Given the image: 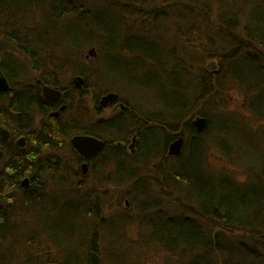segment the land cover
<instances>
[{
    "label": "trees",
    "instance_id": "1",
    "mask_svg": "<svg viewBox=\"0 0 264 264\" xmlns=\"http://www.w3.org/2000/svg\"><path fill=\"white\" fill-rule=\"evenodd\" d=\"M164 5L165 0H0V38L26 57L23 63L8 61L4 52L12 49L6 45L5 50L0 41L1 68L9 82L5 96L0 94V123L3 108L11 106L30 128L39 108L48 106L39 84L28 80L36 71H49L41 79L56 85L58 77L76 71L86 85L100 70L96 74L114 84L120 97L122 90H140L145 98L150 90L152 104L149 112L125 99L127 109L95 123L97 130L73 121L63 132L60 122H48L45 134H39L34 159L28 160L25 153L11 166L15 178L29 177L28 187L8 182L0 162V264L2 258L3 264H20L2 250L10 233L25 236L27 249L35 244L46 263L129 264L132 237L120 225H111L93 189L86 191L78 181L64 191L63 177L70 175L71 166L66 149L73 156L75 152L62 138L75 133L104 140L95 164L114 168L118 185L132 195L128 203L140 229L137 244L145 241L160 248L168 255L167 264H264V157L232 152L240 149L229 143L233 137L227 131L239 124L264 127V0H239L236 10L227 0H215L208 8L199 0L169 3L178 6L179 14L183 11L174 25L181 37L207 38L211 50L200 52V57L194 54L198 45L187 50L173 40L168 44L166 31L157 24L170 19ZM22 29L25 34L19 33ZM88 48L97 51L93 69H87L83 55ZM203 55L216 60L214 70L204 66ZM229 88L241 93L250 120L243 114L230 121L220 116L221 108L218 114L205 111L208 104H223ZM196 115L207 120L201 132L192 121ZM79 118L87 122L83 114ZM133 131L140 143L137 154L118 143L127 142ZM177 136L184 144L171 156L167 145ZM240 140L233 141L238 148ZM213 151L228 162L250 160L245 180L213 169ZM146 166L159 169L154 186L170 191L168 196L142 186L136 170ZM123 248L129 253H121ZM34 260L30 256L29 264Z\"/></svg>",
    "mask_w": 264,
    "mask_h": 264
},
{
    "label": "rangeland",
    "instance_id": "2",
    "mask_svg": "<svg viewBox=\"0 0 264 264\" xmlns=\"http://www.w3.org/2000/svg\"><path fill=\"white\" fill-rule=\"evenodd\" d=\"M199 1L207 5V8L209 6L214 7L215 5V0H199ZM238 1L239 0H227L228 4L229 3L231 5L233 4L232 8H234L235 10L236 8H239ZM141 2H144L145 4H151L152 2H160L161 4L163 0H141ZM174 2L175 0H165L164 8L167 9L168 12L171 11L170 16H169L170 19L167 17L162 21H158L157 24L160 26V28L166 31V36H168V39H169V41L167 40L168 44H171L170 41L173 40V42L179 43L180 49L184 46L187 50H190L189 45L191 44H195L194 46L198 45V47L194 48V54H198L197 57H200L199 56L200 52L204 50H208V51L211 50L210 46L208 45L207 38L206 39H199V38L192 39L191 38L190 40V39L180 36L181 33L175 29L176 27L174 25L176 23L175 22L176 19L179 16H182L183 11L179 14L180 9L177 8L178 6L168 7L169 3H174ZM224 4H226V0H224ZM19 33L25 34L24 29L20 30ZM198 34L199 33L197 31V37L199 36ZM156 36H159V35L156 34ZM175 37L177 38L175 39ZM179 38H184V39H179ZM5 39H6L5 37L0 38V41H3V48L7 50L6 45H9L12 49V50H8L7 52L6 51L4 52L5 59H7L10 62H14V63H23L22 61L25 60L26 57L23 55L21 51L16 50L11 46L10 43L12 42L7 41L9 43L7 44ZM200 43H203V44L199 46ZM83 55L85 57V62L88 64L87 69H93L96 65H91V64H92V61H95L97 59V51L96 50L93 51L92 48H88L83 52ZM203 60H205L204 66L206 67L209 65L210 62L215 63V65L212 68H210L209 71L214 70L216 68V62H215L216 60L214 61L213 59H209L207 55H203ZM96 73H100V70H97V72H94V75H92L91 79L86 83L87 93H86V96L81 98V102L87 108V116H86L87 127H90L93 129L98 128L97 126H95V123L99 118H102L104 120L108 117H112V115H114L113 113L117 111L116 107L115 108H109V107L101 108L98 113L94 109V99L96 96L98 97L96 98L97 103H98L99 100H101L102 95L104 96L107 93L115 92L113 88L114 84H112L108 80H102ZM50 74L51 73H49V71H46V72L36 71L30 74V76H28V80L32 82L37 78L38 79L41 78V76L43 75L45 77V76H49ZM77 78H80L82 80V81L79 80V83H78L79 87L83 86L84 88L85 87L84 81L86 82V79L83 76L79 75L76 71H73V72L71 71V72H68L67 74H64L63 76L58 77V83H59L58 86L59 87L63 86L67 88L69 85H71V82L73 80L77 81L78 80ZM224 88H225V85H224ZM149 92L150 90H147L146 93L148 95L145 94L146 97L142 98L144 93L143 92L141 93L140 90L139 92H136L135 90H129V91L122 90L121 97L123 100L125 99L131 100L133 105L135 106L137 105L150 112V110L152 109V104H151V99H148ZM74 93L76 94L77 92H74ZM224 99L225 100H222L223 104L219 102L218 107H213L212 104H208L207 106H205V111L209 114L211 113L218 114L217 113L218 108H221V109H224V111L223 113H221L220 116L225 115L227 117H230V121H233L232 118L241 116L243 114L246 115L248 120L251 119L250 117L247 116V114L245 113V109L242 107V95L236 88H229V90H227L225 93ZM215 100H216L215 98L212 99V102L214 104H216ZM1 103L2 101L0 102V104ZM2 106H3V103H2ZM197 116L203 117L200 115H196L193 117V120L196 119ZM37 122H40V121L37 120ZM227 131L233 137V140L230 141L229 143H231L234 148L240 149L239 151L236 149H233L231 150L232 152H238L241 154L244 153L246 156L252 154L254 155V157H264V127L263 126H258V127L253 128L250 125L245 126V125L239 124L238 126L229 127ZM237 134H238V137H237ZM131 136L128 138V141L125 142L127 143L126 144L127 148H125L126 151L129 150L128 145L131 143ZM179 137L180 136L174 137L171 141H169V143H173L175 139ZM239 139H241L240 141H238L240 142V145H241L240 148H238L236 143L233 142ZM183 144H184V139H183ZM66 151L70 155V157L67 159V163L71 166L69 168L70 175H68L67 177L66 176L63 177L64 182L67 183V186L64 191L65 192L69 191L71 187H73V184H77L78 181L80 180H81L80 182L84 185V189L86 191H88L89 189H93L91 193L95 194L96 200L100 201L101 203L103 202L102 204L105 206L104 209H105L107 220L111 222V225H113V223L120 225V227L124 229V231H126L127 235L132 237L131 240L133 241V244L130 250L131 255H129V264H167L166 260H169L168 255L167 253L162 251L160 248H155L153 244L148 245L145 243V241H140L137 244L136 238H139L138 236L140 234V229L136 224L137 220L134 215L135 212L133 208L131 207V205H129L128 203L129 201L128 198H130L129 195L130 196L132 195L130 193L125 195L124 191H125L126 186L120 187L118 185L117 180L114 181L116 176H115V172L113 168L112 167L106 168L104 166L96 167V170L94 172L89 173V175L87 176L88 179L83 180V177L78 172V166H77V162L75 161V156H73V154L70 151H68V149H66ZM168 151H169V146L167 145V153ZM171 156H177V155H171ZM209 158H210V163L213 169L223 170V171L228 170L237 177L236 179L240 181L245 180L247 169H249L246 166L252 163L250 162V160H247V158L246 159L243 158V160H239V162L237 161L228 162V159L224 155H221L220 153H217L215 151L211 153ZM136 172H137L138 178L141 179L142 181L141 182L142 186L144 185L151 186L155 190L157 189L154 186V183L156 181H159L160 171L156 166L154 167L146 166L145 168L139 167L136 170ZM165 176L168 177V175H165ZM129 190H131L133 193L132 186L129 188ZM157 190L159 191V194L161 197L164 195L168 196V193L170 192L166 190H159V189ZM165 200L167 201V198ZM129 209H131L132 212H129ZM26 210L27 208L25 207L24 211ZM123 217H125L127 220V223L124 225H122L119 222L120 220L123 221ZM6 236H9L8 237L9 240H7L8 238L3 239V248L2 247L1 248L2 250L5 248V255L9 259L15 257V259H17V262L19 261L18 263L29 264L28 262L29 257L34 256L35 260L32 264H52V263H46L45 261H43L44 256L43 254L41 255L38 252V248H36L35 244L30 247L31 251H30V248L27 249V247L24 245V242H23L25 239V236L22 238V236L16 235V234L12 235V233ZM5 240H7L6 243H4ZM120 252L128 254L129 249L123 248ZM0 255L1 257L3 256V252L1 250H0ZM120 260L124 261L125 258L120 259ZM15 263L16 261L14 260L11 264H15ZM1 264H3V258H2Z\"/></svg>",
    "mask_w": 264,
    "mask_h": 264
},
{
    "label": "flooded vegetation",
    "instance_id": "3",
    "mask_svg": "<svg viewBox=\"0 0 264 264\" xmlns=\"http://www.w3.org/2000/svg\"><path fill=\"white\" fill-rule=\"evenodd\" d=\"M34 81L39 84L42 97L46 101L48 106L39 108L40 114L36 118L34 117L33 123L31 124V127L29 128V126L25 123V121L22 120L20 113L17 111H14L10 106L11 104H8L10 108L9 109L3 108V124L0 123V127L3 128L2 130L3 134H1L0 132V162H1V165L4 167L3 170L5 171V177L8 178V182L11 183L12 181H15L21 187L23 186L28 187L31 184V180L29 179L28 176H21L20 178H15L13 176L14 170L11 166H13L14 163L17 164L18 162H21L23 159V155L25 153H26V158L28 160L34 159L33 150L34 149L37 150L39 148V134L41 135L45 134L44 126H46L48 122H50L51 124L54 123L53 121H55V124H56V121L60 122L62 125L61 128L63 132H66L65 130H67V128H70L71 123L73 121L79 122L80 128H82L83 126L87 127V122L79 118V115H82V114L85 117L87 116V108L81 102V98L86 96V93H87L86 85H84L85 86L84 88L83 86L79 87V84L77 83V81L73 80L71 83L73 84L75 88H73V86L71 87V85L65 88L63 86L59 87L58 84L56 85V84L44 82L42 81L41 78L39 79L37 78ZM43 84L59 90L61 92V95L55 100L46 99L43 96V90H42ZM8 89L3 91V97L5 96V93L8 91ZM72 90L77 93L75 94L74 92H72ZM78 90H80L79 92L80 95L78 93ZM114 93L117 95V98L110 101L106 106H102L100 104L101 100H99L98 103L94 101V109L96 110L97 113L100 111L101 108H106V107L115 108L116 107L117 111L113 113L114 114L112 115L113 117L119 113H123V111L127 109L128 105L125 103V100H123L117 92H114ZM66 109H68L67 112L63 114V112ZM4 114H7V115H4ZM8 116H9V119H5ZM37 120H39L40 122H37ZM102 120H103L102 118H99L96 121V124L97 122H101ZM80 135H89V136H93L100 140L101 138L97 137L96 135L89 134V133H75V134L70 135L68 138H62L63 142L67 143L68 146L71 149H73V151L75 152V161L77 162L78 172L83 177V180H86L88 179L87 176L89 175V173L94 172L96 170V167H100V165H96L95 162L97 159L96 156H98V154H100L102 150L99 153H97L95 156H93L92 158L85 159L83 156H81L79 153H77L74 150V148L72 147L70 143V140L72 137L80 136ZM131 135H132L131 143L128 145L129 150H127V152L130 154H137L138 148L140 146L138 134L133 131ZM118 143H120L122 146L127 148L126 146L127 143H125L124 141L118 142ZM170 144L171 143H168V146ZM104 145H105V142H104ZM104 145H103V148H104ZM48 150L50 151L49 147H48ZM50 152H52V150ZM84 163L87 165V167L85 168V172L82 171V164ZM106 168H109V166ZM33 170L34 171L38 170V166H35ZM114 172L116 176L114 181H116L118 180L117 178L118 176L115 170Z\"/></svg>",
    "mask_w": 264,
    "mask_h": 264
},
{
    "label": "water",
    "instance_id": "4",
    "mask_svg": "<svg viewBox=\"0 0 264 264\" xmlns=\"http://www.w3.org/2000/svg\"><path fill=\"white\" fill-rule=\"evenodd\" d=\"M215 65L214 62H210L207 66V69L212 68ZM81 80L80 78H77ZM82 81V80H81ZM9 88V84L7 82V79L5 78L1 65H0V92L5 91ZM43 90V96L46 99L55 100L60 95L61 92L59 90L50 88L49 86L43 84L42 86ZM117 98V95L113 92L107 93L106 95L102 96L100 104L102 106H106L110 101ZM193 123L198 131H201L204 129L207 125V121L204 117L197 116L196 119L193 120ZM3 128L0 127V132L3 134ZM3 136V135H2ZM70 143L72 147L81 154L85 159H90L93 156H95L97 153H99L104 145V142L100 139H97L93 136L89 135H80V136H74L71 138ZM183 145V138L179 137L175 139L173 143L169 145V155H178L181 152ZM87 165L84 163L82 164V171L85 172V168Z\"/></svg>",
    "mask_w": 264,
    "mask_h": 264
},
{
    "label": "bare ground",
    "instance_id": "5",
    "mask_svg": "<svg viewBox=\"0 0 264 264\" xmlns=\"http://www.w3.org/2000/svg\"><path fill=\"white\" fill-rule=\"evenodd\" d=\"M0 65H1V59H0ZM2 69V68H1ZM2 72H3V70H2ZM4 74V73H3ZM4 76H5V74H4ZM5 78H6V76H5ZM7 79V78H6ZM78 82L77 83H79V79L77 80ZM7 82H8V80H7ZM50 88H52V87H50ZM53 89H55V88H53ZM57 90V89H56ZM0 94H3V91L2 92H0ZM3 107V106H2ZM198 131V130H197ZM198 132H201V131H198ZM75 150V149H74ZM76 151V150H75ZM77 152V151H76ZM78 153V152H77ZM81 155V154H80ZM82 156V155H81Z\"/></svg>",
    "mask_w": 264,
    "mask_h": 264
}]
</instances>
